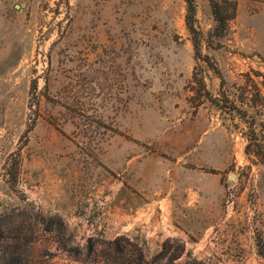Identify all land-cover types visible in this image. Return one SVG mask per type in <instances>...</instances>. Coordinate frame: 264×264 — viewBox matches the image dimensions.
Instances as JSON below:
<instances>
[{"label":"rangeland","instance_id":"rangeland-1","mask_svg":"<svg viewBox=\"0 0 264 264\" xmlns=\"http://www.w3.org/2000/svg\"><path fill=\"white\" fill-rule=\"evenodd\" d=\"M186 16L0 0V229L25 264H264V0Z\"/></svg>","mask_w":264,"mask_h":264},{"label":"trees","instance_id":"trees-1","mask_svg":"<svg viewBox=\"0 0 264 264\" xmlns=\"http://www.w3.org/2000/svg\"><path fill=\"white\" fill-rule=\"evenodd\" d=\"M187 4V16H186V23L187 27L192 34H197V30L195 27V16H196V0H184ZM213 15L215 20V26L210 33V39H222L225 37L228 28H229V21L230 17L223 11L222 7L216 2L213 1ZM199 46L198 41H195V47ZM252 141V139H250ZM262 160L264 161V151L260 153ZM4 239V231L0 229V264H25V258L23 255V247L20 243L10 244L5 243ZM130 245V244H129ZM66 245L64 244V248ZM131 247H134L131 245ZM92 248V246H91ZM136 248V247H135ZM133 252V251H132ZM117 260V259H116ZM111 264H121L119 261H112ZM124 264V263H123ZM127 264H144V261L141 257L139 258H131L129 259ZM190 264H208L204 261H200L194 259L190 262Z\"/></svg>","mask_w":264,"mask_h":264}]
</instances>
